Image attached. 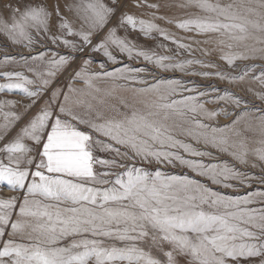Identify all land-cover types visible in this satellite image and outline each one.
I'll list each match as a JSON object with an SVG mask.
<instances>
[{"label": "snow or ice", "instance_id": "1", "mask_svg": "<svg viewBox=\"0 0 264 264\" xmlns=\"http://www.w3.org/2000/svg\"><path fill=\"white\" fill-rule=\"evenodd\" d=\"M124 2L111 0L110 6L103 0H15L0 8V34L29 53L45 40L70 52L90 49L105 58L100 69H106V63L119 64V53L129 60L142 59L161 71L216 76L230 83L259 82L264 88V68L258 75L254 66L236 76L222 71L197 73L189 71L191 65H216L158 55L119 36L121 28L139 32L146 39H155V32L176 46V55L179 50L192 51L191 44L154 22L165 17L153 12L151 19L138 18L121 11ZM62 4L64 11L79 21V29L64 15ZM133 6L158 11L163 5L136 0ZM175 7L195 10L187 12V18L167 20L184 32L218 34L235 42L254 39L264 45V0H181ZM112 19L117 23L108 28ZM250 29L260 35H253ZM219 43L229 49L234 46L223 39ZM248 50L264 54V46ZM77 58L52 50L19 60L6 56L5 65L16 63L31 73V78L24 72L0 73V78L8 81L0 84V92L19 91L29 101L25 110L30 109L48 93L56 75ZM220 58L233 67L237 60L255 57L222 52ZM91 63L85 58L70 74L67 91L52 88L49 98L11 139L24 117L5 111L15 107V101H0V186L23 192L19 199H0V264H241V260L264 264V191L233 197L186 174L143 167L153 163L175 167L179 163L224 188H235L229 183L232 180L245 187H251L254 179L264 183V176L240 172L228 162L206 164L186 158H211L212 153L177 138L184 136L214 148L240 164L247 165L249 155L264 162V140L261 147L249 149L244 137V132L251 130L253 117L247 102L229 92L201 101L208 92L185 96L184 92L196 90L185 87L181 80L152 73L150 81L141 75L148 73L146 67L124 65L91 72ZM119 80L126 83H115ZM109 81V87L99 86ZM77 83L83 87H74ZM119 93H130V97ZM257 97L264 101V92ZM218 101L237 108L244 104L245 109L223 127L204 123L221 115L205 107ZM223 115L229 116L227 112ZM242 119L248 122L243 129L239 127ZM254 119L264 131V115ZM97 151L110 158L98 157Z\"/></svg>", "mask_w": 264, "mask_h": 264}, {"label": "rangeland", "instance_id": "2", "mask_svg": "<svg viewBox=\"0 0 264 264\" xmlns=\"http://www.w3.org/2000/svg\"><path fill=\"white\" fill-rule=\"evenodd\" d=\"M9 2H15V0H0V8H2L3 5L9 3ZM50 2H55V0H50ZM79 2V0H77ZM105 4H108L111 6V0H103ZM149 3H160L163 6L157 11L154 9H137L133 5L136 3V0H125L123 7L121 11L128 12L131 14L136 15L138 18L142 19H151V15L153 12L157 16L165 17V19H158L154 22L158 24L161 28L165 29L167 32L172 34L173 36L177 38H182V42L191 44L192 51L189 53L185 50H179V55H176L177 49L174 44H172L170 41L163 40L158 33H152V36L155 37V39H146L141 33L139 32H133L130 29L125 31V29L121 28L118 29V35L121 37H127L131 41H133L138 47L143 48L145 50H154L158 55H170L174 56L177 60H200L203 61L206 64H213L216 65V67H203L199 64H193L190 66L189 71H195L197 73L200 72H208V73H215V72H224L225 74L229 76H236L239 75L242 70L248 67L255 68L254 74H259L260 69L264 68V58H262V54L259 51L250 52L249 48H256L259 49L260 47L264 45H260L256 42L254 39H248L247 42H235L228 39L227 36H219L218 34H211L208 36H195L192 33L184 32L180 29H178L175 26V23H168L167 20H173L177 21L179 19H184L186 17L187 12L195 11L193 10H185L181 9L179 7H175V5L179 4L181 0H148ZM226 3V2H224ZM62 11L63 4H62ZM66 13V14H65ZM67 11H64V15L68 17V19L71 21L72 26L74 29H79L80 23L75 18H70L67 15ZM119 15V13L117 14ZM117 23L116 19H112V21L108 24V28H111L115 26ZM107 31V28L105 29V32ZM103 33L100 35L94 37V42L96 40H99L102 37ZM253 35L259 36L260 33L253 32ZM69 40H77L76 37H67ZM195 39L196 41H207L206 43H192V40ZM223 39L226 41V43H232L234 46L233 48L229 49L225 45H221L219 41ZM248 44V42H250ZM253 40V41H252ZM245 43V44H244ZM163 45L164 47H160ZM247 47H246V46ZM222 49V51H221ZM48 50L70 54L73 57H78L77 59H74L71 61V66L66 68V70L61 71L58 73L52 82V85L48 91V93L41 97L40 100L37 101V103L32 106L30 109L25 110L24 106L29 103L28 99L23 96L22 93L19 91H14L12 93H9L7 91L0 92V101H15V107H6L5 111H14L18 114H21L24 117V120L17 125V127L13 130L11 136L9 139H11L13 136H15L16 132L19 131V127L23 125V122H26L28 118H30L32 115H34L39 108L43 105L44 101H46L50 94L52 88H62L65 91H67V85L69 84V76L72 74V72L76 69H78L82 65V61L87 58L91 59L92 63L89 65V71L91 72H97V71H104V70H114L116 67H122L124 65H128L129 67H146L148 69V73H142L141 75L147 76L148 79L151 81L152 77L149 75V73L155 74L159 78L163 79H178L184 82V86L187 88H194L196 91L194 92H184L183 95H196L197 92L200 91H206L209 93L208 96L200 97L201 101L204 100H211L219 95H223L225 92L232 93L238 97H240L243 101L247 102V109L251 110L253 113V117L251 119V130L244 132V137L247 141V146L249 149H255L261 147L260 141L264 140V131L260 129L258 126V121L254 119L255 116L264 115V101L260 100L257 97V93L264 92V88H261L259 85V82H235L230 83L227 80H220L216 76H209L204 77L200 75H188L183 72L179 71H161L154 67L151 64H146L142 59L139 61L132 59L129 60L125 56H120L119 53H117L120 63L117 65H113L111 63H106V69H100L99 65L102 62H105V58L101 53H93L89 50H86L85 52H70L69 49L64 47H57L51 43L50 40H45L41 44L35 45L33 48V51L29 53L27 49H24L21 45H15L12 44L10 40L3 34H0V73L3 72H24L25 75L29 76L31 78V73L27 72V70L23 67H20L18 64L9 62L7 65L3 63L4 57H16L17 60L21 56H30L35 55L39 52H45ZM223 53L228 52H245V54L254 56L255 58L247 59V60H237L235 62V65L233 67H229L225 61H223L220 57ZM207 53V54H205ZM125 61V62H124ZM136 61V62H135ZM143 62V63H142ZM22 63V61H21ZM134 63V64H133ZM136 65V66H135ZM3 78H0V84L7 83ZM111 81L107 83H101L100 87H109L111 85ZM117 84H125L126 82L123 80L115 81ZM137 87H143V85H136ZM31 87V86H30ZM74 87L82 88V84H75ZM216 89H219V91H216ZM251 89V91L249 90ZM119 95H123L126 97H130V93H119ZM111 103H115L116 101L110 100ZM205 107L210 111H219L221 112V115L216 117L213 120H205L204 123L212 124L217 127H223L225 125L231 124L232 120L236 118V115L241 113L245 109V105L241 104L239 108L235 107L234 105L230 103H226L224 101H218L215 104H205ZM224 112H227L229 114L228 118L226 119L223 115ZM0 122H2V118H0ZM247 121L241 120V124L239 127L241 129L247 127ZM178 139L185 140L188 143H192L193 146L200 150H205L212 153V157H187L188 159H195V160H203L204 163H219V162H228L231 166H234L237 170L243 173H247L250 175H253L255 177H261L264 176V162H261L257 160L254 156L249 155L248 160L249 163L247 165L240 164L237 161L233 160L229 155L217 152L214 148L208 147L205 148L203 144H196L194 141L188 139L187 137L178 135ZM103 139V137H101ZM97 156L102 158H110L109 154L106 152H100L97 151ZM181 155H185L183 151H180ZM126 163H130L127 161H122ZM138 166L139 162H137ZM252 164H256V167H252ZM143 167H145L148 170L152 169H161L162 171L169 173V174H186L189 177L201 181L203 184L207 185L214 191H218L222 194L229 195V196H243L247 194L248 192H251L253 190H261L264 191V183H262L260 180H252L250 181L251 187H245L244 185L240 184L239 182L232 180L229 181V183L235 185V188H224L219 187L220 185L212 184L210 180H208L205 177L201 176H195L196 174L192 172L190 169L183 167L179 165V163L176 164V168L173 166H161L157 165L155 163L153 164H144ZM115 172H120L122 169H113ZM192 173V174H191ZM217 186V187H216ZM243 186V188H242ZM244 189V190H243ZM231 190V192H230ZM236 191V192H235ZM242 192V193H241ZM23 196V192L18 191H10L7 189L6 185L0 186V199H9L12 197H17L18 199ZM249 207H259V205H250ZM67 243V241L63 242ZM256 264L255 260H241V264ZM183 264V262H182Z\"/></svg>", "mask_w": 264, "mask_h": 264}, {"label": "bare ground", "instance_id": "3", "mask_svg": "<svg viewBox=\"0 0 264 264\" xmlns=\"http://www.w3.org/2000/svg\"><path fill=\"white\" fill-rule=\"evenodd\" d=\"M3 1V0H2ZM220 2L221 3H224V2H226V3H230V2H232V0H220ZM237 2H239V0H237ZM66 14V13H65ZM67 15L70 17V18H74L73 16H72V14H70V13H67ZM250 19H258L257 17H249ZM250 31H252V32H255V30H252V29H250ZM193 34V33H192ZM250 41V40H249ZM253 41V40H252ZM245 42H247V41H245ZM251 43V41L250 42H248V44H250ZM245 44V43H244ZM252 44V43H251ZM246 46V45H245ZM125 62V61H124ZM136 62V61H135ZM143 63V62H142ZM134 64V63H133ZM136 66V65H135ZM176 168V167H175ZM192 174V173H191ZM195 176H197V175H195ZM217 187V186H216ZM219 187H221V186H219ZM242 188H243V186H242ZM252 188V187H251ZM226 189V188H225ZM244 190V189H243ZM230 192H231V190H230ZM236 192V191H235ZM242 193V192H241ZM252 206V205H251ZM252 264V263H251Z\"/></svg>", "mask_w": 264, "mask_h": 264}]
</instances>
